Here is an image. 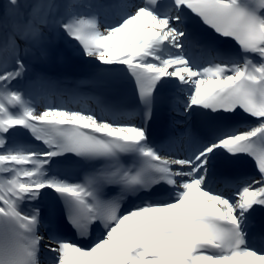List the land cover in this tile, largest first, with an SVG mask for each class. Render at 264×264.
Listing matches in <instances>:
<instances>
[{
  "label": "bare ground",
  "instance_id": "bare-ground-1",
  "mask_svg": "<svg viewBox=\"0 0 264 264\" xmlns=\"http://www.w3.org/2000/svg\"><path fill=\"white\" fill-rule=\"evenodd\" d=\"M111 1L91 0L94 6L83 7L82 19L77 21L68 13L70 9L67 10L72 6L71 0H0V222L7 219L19 228L34 264H183L180 259H169L158 250L140 249L141 236L150 225H165L174 217L210 205H219L230 217L243 219V199L264 198V181L250 184L242 195L222 196L201 169H184L172 203L123 216L91 249L81 252L79 260L72 261V250L67 245L61 249L50 246L42 255L40 245L49 243L50 238L45 236L37 220L42 208L39 192L50 181L44 178L45 172L39 167L47 159L44 154L21 145L13 128L39 117L84 119L97 128L129 139L142 137V129L137 124H112L97 120L98 116L91 112L80 114L44 106L47 89L43 88L45 84L39 85L48 78L46 72L60 71L64 76L90 84L105 69L131 63L140 71L170 73L182 89L191 91L190 105L199 94L228 82L250 79L264 83V64L254 72L247 70L248 64H254L253 59L264 57V47L254 50L255 54L247 61L239 62L233 73L225 76V72L211 69L205 75L189 68V63H194L183 32L174 22L143 8L131 16L114 19L111 12L118 14L117 8L115 11L111 8V12L103 9ZM63 24L65 27L60 28ZM135 56L137 60L133 61ZM190 105L185 113L178 111L183 115L180 119L188 117ZM37 154L42 156L39 162L33 160ZM37 163L39 167L29 168ZM171 163L176 169L175 160L171 159ZM191 264H264V253L253 250L229 257L213 253L196 257Z\"/></svg>",
  "mask_w": 264,
  "mask_h": 264
},
{
  "label": "rangeland",
  "instance_id": "rangeland-1",
  "mask_svg": "<svg viewBox=\"0 0 264 264\" xmlns=\"http://www.w3.org/2000/svg\"><path fill=\"white\" fill-rule=\"evenodd\" d=\"M74 5L75 6H78V7H85V6H87L88 5V3L86 2V0H75V2H74ZM73 11V13H76V10L75 9H73L72 10ZM75 20H81V17L80 16H78V15H75ZM60 28H62V27H65V25H61V26H59ZM188 95V93L187 92H185L184 93V96L186 97ZM59 255V254H58ZM57 255V256H58ZM60 256V255H59ZM59 258V257H58Z\"/></svg>",
  "mask_w": 264,
  "mask_h": 264
}]
</instances>
